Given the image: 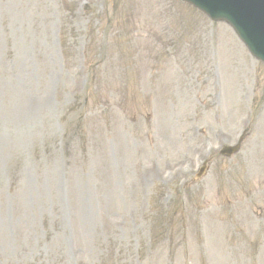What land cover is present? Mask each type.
Returning <instances> with one entry per match:
<instances>
[{
    "label": "rangeland",
    "instance_id": "rangeland-1",
    "mask_svg": "<svg viewBox=\"0 0 264 264\" xmlns=\"http://www.w3.org/2000/svg\"><path fill=\"white\" fill-rule=\"evenodd\" d=\"M263 110L181 0H0V264H264Z\"/></svg>",
    "mask_w": 264,
    "mask_h": 264
},
{
    "label": "bare ground",
    "instance_id": "bare-ground-1",
    "mask_svg": "<svg viewBox=\"0 0 264 264\" xmlns=\"http://www.w3.org/2000/svg\"><path fill=\"white\" fill-rule=\"evenodd\" d=\"M230 41L233 44L235 58L236 60H238L236 65V72L239 75L238 79L241 80L242 78L244 79L245 74L251 73L253 63L246 56L245 52L235 44L232 38H230ZM245 85L247 86L246 81ZM261 113L262 115L259 118L261 129L255 136L256 139L251 142L246 159L248 176L253 180L257 179L258 181H262L264 179V110ZM258 224L260 225V223ZM262 231V239L264 240V227Z\"/></svg>",
    "mask_w": 264,
    "mask_h": 264
},
{
    "label": "water",
    "instance_id": "water-1",
    "mask_svg": "<svg viewBox=\"0 0 264 264\" xmlns=\"http://www.w3.org/2000/svg\"><path fill=\"white\" fill-rule=\"evenodd\" d=\"M187 1H189V2L192 1L193 3H195L193 0H187ZM199 6H201V5H199ZM201 8L205 12H207V13L209 12L205 7L201 6ZM212 19L214 21H219V20H228L229 21L228 17L224 16V14L223 15L212 16ZM237 150H238L237 148L236 149H226V150H224L223 154H226L228 156H231L232 154H234L235 152H237Z\"/></svg>",
    "mask_w": 264,
    "mask_h": 264
}]
</instances>
